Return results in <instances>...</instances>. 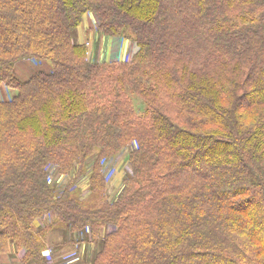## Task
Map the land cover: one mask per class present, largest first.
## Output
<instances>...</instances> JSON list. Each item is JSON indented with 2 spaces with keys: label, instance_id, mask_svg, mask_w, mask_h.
Segmentation results:
<instances>
[{
  "label": "trees",
  "instance_id": "trees-1",
  "mask_svg": "<svg viewBox=\"0 0 264 264\" xmlns=\"http://www.w3.org/2000/svg\"><path fill=\"white\" fill-rule=\"evenodd\" d=\"M1 87L0 264H264V0H0Z\"/></svg>",
  "mask_w": 264,
  "mask_h": 264
},
{
  "label": "rangeland",
  "instance_id": "rangeland-1",
  "mask_svg": "<svg viewBox=\"0 0 264 264\" xmlns=\"http://www.w3.org/2000/svg\"><path fill=\"white\" fill-rule=\"evenodd\" d=\"M92 26H93V28H94V25H93V23H92ZM97 38V37H96ZM89 41H86L85 43H87V44H89V45H91L90 43H88ZM127 43V42H126ZM125 44V43H124ZM124 44H123V46L121 47V50H124L125 48H124ZM110 49H111V45H110V43H109V50L107 49V47H106V49H105V51H106V53H107V51H108V54H109V57H108V60L110 59ZM99 59H103V58H101V57H99ZM104 60V59H103ZM125 165L123 164L122 165V162H121V160L120 161H118V162H116V166H114V171H113V175H114V177L112 178V180H111V183L109 182V185H108V187L106 188L107 189V191H108V194H109V198H108V200L110 201V200H112L111 198H113L114 197V195H115V193H119L120 192V189L119 188H121L120 187V183H121V177H122V175L121 174H123V169H125V167H124ZM119 169V170H118ZM77 168L76 169H74L73 171H72V173L70 172V176H71V180H73L75 177H77ZM108 171V170H107ZM65 176H66V174H65ZM64 176V177H65ZM74 185V186H73ZM69 186H73V188H77L79 191H78V193H79V197L82 199H87L88 197H89V195H90V192H89V185H88V179H86L85 180V178L83 177V178H81V179H79L78 178V180L75 182V184L74 183H70L69 184ZM107 229V228H106ZM106 229H104L103 230V232H105L106 231ZM60 236H61V238H60ZM65 239V237H63V234L61 233V230L60 229H55L54 231L53 230H51L50 232H48V234H47V242H45V250H43V251H47L49 248H52L51 247V243L50 242H52L53 244H56V245H54L53 246V252H55L56 251V254H55V256H57L58 254H59V256L61 257V260L64 258V260L66 259V256H69V255H71L72 254V252L73 251H75L76 250V245H75V243L74 242H70V243H67V241L65 240V242L66 243H63L64 241H62V240H64ZM82 239H85V237H83ZM80 240V239H79ZM85 244H87L86 242H84V245ZM59 245V249L57 250L56 249V247ZM82 249H83V247H82ZM82 249H81V251H82ZM80 251V252H81ZM78 252H79V249H78ZM79 252V253H80ZM44 257V256H43ZM60 257H59V259H60ZM58 259V260H59ZM57 260V259H56ZM43 263H45L46 264V262H44V259H43ZM32 264H35L34 262L32 263Z\"/></svg>",
  "mask_w": 264,
  "mask_h": 264
},
{
  "label": "crops",
  "instance_id": "crops-1",
  "mask_svg": "<svg viewBox=\"0 0 264 264\" xmlns=\"http://www.w3.org/2000/svg\"><path fill=\"white\" fill-rule=\"evenodd\" d=\"M92 23V19L88 15H86L77 29L78 41L80 43H85L86 41H89L88 43L91 44L90 46H94L96 48V53H98V56L103 58L104 60H108L109 54L108 51L106 53L105 49L107 47V49L109 50V43L111 40L109 37L99 33V31H95L92 26ZM103 59L100 60L104 61ZM0 94L3 99H7V94L3 87H1Z\"/></svg>",
  "mask_w": 264,
  "mask_h": 264
},
{
  "label": "built area",
  "instance_id": "built-area-1",
  "mask_svg": "<svg viewBox=\"0 0 264 264\" xmlns=\"http://www.w3.org/2000/svg\"><path fill=\"white\" fill-rule=\"evenodd\" d=\"M121 55L122 56H120V59L121 60H124L125 59V54H124V52H122L121 53ZM10 97H11V95L10 94H8L7 95V99H4V100H9L10 99ZM3 98H2V96H0V100H2ZM47 219H49L50 217H46ZM51 221V219L49 220V222ZM49 222H47V221H44L43 220V225L41 226V227H43V226H45L46 224H48ZM41 225V222H38L37 223V227L38 226H40ZM52 247V246H51ZM14 249V248H13ZM20 255L18 256V254L17 253H15V258L13 257L12 259L13 260H15V261H17V262H19L20 261V259H18L19 257H21V251H19L18 252ZM74 253V252H73ZM43 258H45V262H46V264H61V261L64 259H62V260H56L55 259V257L53 256V247L52 248H49L47 251H44L43 252ZM70 256V255H69ZM66 258H68V256H66Z\"/></svg>",
  "mask_w": 264,
  "mask_h": 264
}]
</instances>
